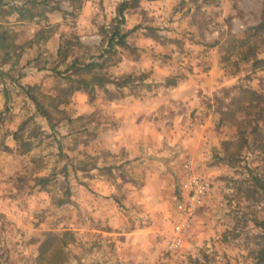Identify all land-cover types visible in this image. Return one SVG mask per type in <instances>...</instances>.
<instances>
[{
  "label": "rangeland",
  "instance_id": "obj_1",
  "mask_svg": "<svg viewBox=\"0 0 264 264\" xmlns=\"http://www.w3.org/2000/svg\"><path fill=\"white\" fill-rule=\"evenodd\" d=\"M123 1L51 0L31 20L0 16L22 45L18 62L0 60L1 263L256 264L264 194L247 190L264 180V67L253 65L264 59L253 29L264 0H128L130 48L103 53ZM67 40L81 62L107 59L108 78L133 81L76 91L57 111ZM189 163L212 190L173 251Z\"/></svg>",
  "mask_w": 264,
  "mask_h": 264
},
{
  "label": "trees",
  "instance_id": "obj_2",
  "mask_svg": "<svg viewBox=\"0 0 264 264\" xmlns=\"http://www.w3.org/2000/svg\"><path fill=\"white\" fill-rule=\"evenodd\" d=\"M16 1V0H12ZM137 1V0H135ZM51 0H23L21 4H11V2H5V0H0V16L4 17L6 15L16 14L18 16V20L25 21L31 20L40 16L45 15V12L49 8ZM130 2L128 0L123 1L118 6L117 14L118 19L114 25L110 27V29L106 32L107 46L104 52H110L116 47L120 46L122 48L129 49L128 36L131 31H125L123 26L125 24V11L129 8ZM8 7V8H7ZM56 9H59L56 6ZM255 32H263L264 33V19L261 20L256 26L253 27ZM133 31V30H132ZM41 34V31H40ZM244 43V41H243ZM75 45L71 44L69 40L66 41L65 45H62L58 49V56L61 57L62 62H66L70 56H73L71 62H69L66 66L65 72L68 74L65 79L69 82V84L60 91V94L56 96L55 103H52V107L60 111L59 105L66 101V98L71 96L76 91H85L88 94H93L97 87L103 88L106 87L109 83H113L118 88L126 87L131 84L134 78L133 75H127L122 77L119 80H111L104 73V69L106 68V61L104 59L102 62L96 61L95 58H92L90 61L81 62V56L76 54ZM78 44L77 46H79ZM256 52L251 47H248V50L245 53V58L250 59L255 57ZM22 56V45L17 43L16 34L12 32V30L6 28L4 24L0 22V60L2 64H6L10 61L13 63L18 62ZM105 54H100L99 58H103ZM253 65L256 67H264V59H254ZM60 73V72H58ZM166 85H176V81L173 79H168L166 81ZM39 87L37 85H28L24 86V91L27 96L34 103L37 112L40 113L44 118L47 119L51 128H55V122L53 120L52 112L47 106L38 98L36 91ZM254 93L253 91L251 92ZM57 100V103H56ZM14 138L19 140L18 133L15 132ZM23 145H27L25 151H29L31 149L30 143H24ZM250 195L255 194L259 191V193L264 194V180L257 179L254 188H249L247 190ZM259 226L264 231V220L259 223ZM49 247V245H47ZM46 247V248H47ZM45 245H43L40 249V255L42 256L45 252ZM59 251L55 250L54 254L57 255ZM256 264H264V245L260 246L257 249L255 254ZM0 264L1 261H0Z\"/></svg>",
  "mask_w": 264,
  "mask_h": 264
},
{
  "label": "built area",
  "instance_id": "obj_3",
  "mask_svg": "<svg viewBox=\"0 0 264 264\" xmlns=\"http://www.w3.org/2000/svg\"><path fill=\"white\" fill-rule=\"evenodd\" d=\"M186 168L188 169V176L182 183L179 194L180 199L177 204L179 220L174 226V236L169 244V248L173 251L182 246L184 230L190 226L197 210L212 190V182L195 174L192 171L191 163L187 164Z\"/></svg>",
  "mask_w": 264,
  "mask_h": 264
}]
</instances>
